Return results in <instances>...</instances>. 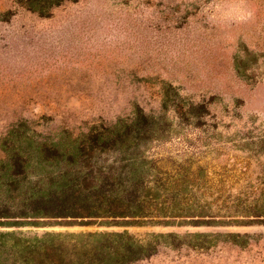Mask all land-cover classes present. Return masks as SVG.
Returning <instances> with one entry per match:
<instances>
[{"label": "rangeland", "instance_id": "1", "mask_svg": "<svg viewBox=\"0 0 264 264\" xmlns=\"http://www.w3.org/2000/svg\"><path fill=\"white\" fill-rule=\"evenodd\" d=\"M135 124L139 148L92 165L137 157L157 200L191 212L118 225L42 201L60 151ZM125 228L157 246L131 264H264V0H0V264H26L19 238Z\"/></svg>", "mask_w": 264, "mask_h": 264}, {"label": "trees", "instance_id": "2", "mask_svg": "<svg viewBox=\"0 0 264 264\" xmlns=\"http://www.w3.org/2000/svg\"><path fill=\"white\" fill-rule=\"evenodd\" d=\"M62 1L26 0L29 8L42 14L48 7ZM148 131L149 127L139 124L127 126L125 129L120 126H106L98 133H90L87 141L75 142L71 149L60 151L58 161H65L66 168L61 171L56 185L40 192L39 197L51 206L73 202L81 208L80 211H67L65 214L115 217L109 221H102L106 223L118 225L175 224L176 221L161 216L191 211H185L186 207L177 203L172 206L163 203L166 201L157 200L160 192L151 186V180L145 175L144 166L137 163L139 158H129V163L122 165V170L126 166L128 169L119 173L111 169L96 170L90 161L91 151L96 148H116L124 152L134 147L139 148L140 140L148 136ZM55 145L59 146L60 143H55ZM88 146L90 149L87 151ZM79 161L80 167L77 168ZM176 209L180 211H175ZM59 212L61 213L56 214H64V211ZM83 222L93 223L95 221L87 219ZM184 222L186 221H179L178 224ZM194 222L202 224L201 222L206 221ZM154 234L162 237L175 235L173 232ZM66 235L67 239L62 238V233L48 235V238H19L14 246L17 248L16 253L20 252L26 264H131L157 250L155 242L139 239L127 228ZM12 264L18 263L13 262Z\"/></svg>", "mask_w": 264, "mask_h": 264}]
</instances>
